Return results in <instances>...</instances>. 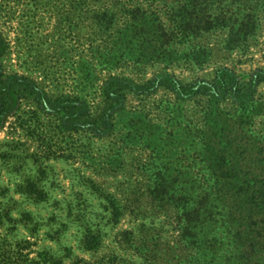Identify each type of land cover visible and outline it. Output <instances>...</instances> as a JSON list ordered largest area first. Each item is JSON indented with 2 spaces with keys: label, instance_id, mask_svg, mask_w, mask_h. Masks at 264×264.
Instances as JSON below:
<instances>
[{
  "label": "rangeland",
  "instance_id": "obj_1",
  "mask_svg": "<svg viewBox=\"0 0 264 264\" xmlns=\"http://www.w3.org/2000/svg\"><path fill=\"white\" fill-rule=\"evenodd\" d=\"M9 1L0 15L6 77H26L53 99L80 98L78 114L91 116L106 107L110 84L133 91H121L124 109L99 133L73 121L66 107L73 102L44 109L22 100L0 121V264H166L177 232L169 206L152 196L155 175L201 172L196 131L210 97L142 86L181 82L210 93L219 81L223 93L253 85L251 131L264 137V0H203L219 17L215 27L175 36L162 59L144 63L120 58L126 34L141 29L129 28L123 5L159 15L171 32L175 16L193 12L189 0H123L108 30L96 20L100 3L75 10L71 0ZM227 95L221 107L238 114ZM30 186L45 199L26 193ZM111 200L121 208L118 220Z\"/></svg>",
  "mask_w": 264,
  "mask_h": 264
},
{
  "label": "trees",
  "instance_id": "obj_2",
  "mask_svg": "<svg viewBox=\"0 0 264 264\" xmlns=\"http://www.w3.org/2000/svg\"><path fill=\"white\" fill-rule=\"evenodd\" d=\"M122 1L71 0V4L75 10H83L100 3L96 20L105 30L118 22L112 11L119 12L120 8L130 11L129 28L141 24V29L126 34V46L120 58L132 55L136 63L160 60L169 51L175 36H183L184 39L202 29L212 30L219 22L218 16L213 18L209 10L202 8L205 1L189 0L184 6H190L193 12L175 16V30L168 32L159 15L145 12L138 16L140 9L133 7L135 9L132 10L128 4H124L122 9ZM10 3L9 0H0V15ZM37 3L38 0H34V4ZM155 4L152 2L151 6ZM142 32H145L146 38L137 42L136 38L142 36ZM7 49V38L0 31V60ZM116 59L114 57L112 61ZM221 79H226V76ZM218 84L219 81L214 84L215 91L210 93L201 88L195 90L194 85L181 82L169 85L167 82L156 84L152 81L142 86L158 85L179 95L193 91V94L210 97L203 125L196 131L199 155L204 164L201 172L195 175L191 172L158 171L155 175L152 196L164 207L169 206L173 214L172 228L177 232L175 240L167 246L166 264H264V137L251 131L255 110L246 106V100L252 94L250 86L253 85L228 87L229 92L220 93L216 88ZM124 89L133 91L130 85L119 81L110 84L105 91L106 107L98 116L78 114L82 106L80 98H50L26 77H6L0 64V121L18 109L22 100L34 102L44 109H59L57 103L73 102L66 106L72 113L70 117L73 121L87 124L89 130L99 133L106 129L109 120L124 109L120 106V99H124L121 91ZM227 94L240 108L238 114L221 107V102L228 98ZM27 189L26 193L40 200L46 197L44 192L37 196L36 186ZM110 205L114 220H118L122 216L119 204L111 200ZM96 243L97 240L90 248L94 249Z\"/></svg>",
  "mask_w": 264,
  "mask_h": 264
}]
</instances>
